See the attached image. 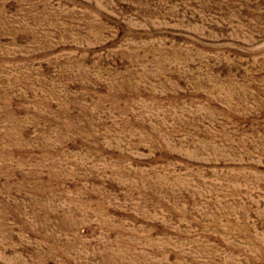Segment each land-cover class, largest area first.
I'll use <instances>...</instances> for the list:
<instances>
[{
    "label": "rangeland",
    "instance_id": "rangeland-1",
    "mask_svg": "<svg viewBox=\"0 0 264 264\" xmlns=\"http://www.w3.org/2000/svg\"><path fill=\"white\" fill-rule=\"evenodd\" d=\"M0 264H264V0H0Z\"/></svg>",
    "mask_w": 264,
    "mask_h": 264
}]
</instances>
